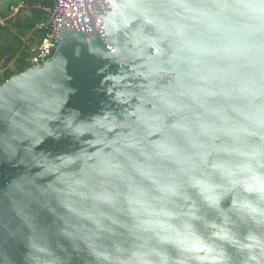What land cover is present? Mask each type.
Returning a JSON list of instances; mask_svg holds the SVG:
<instances>
[{"label":"clouds","instance_id":"obj_1","mask_svg":"<svg viewBox=\"0 0 264 264\" xmlns=\"http://www.w3.org/2000/svg\"><path fill=\"white\" fill-rule=\"evenodd\" d=\"M120 7L111 31L127 30L131 47L114 46L111 58L139 61L133 75L144 81L139 96L152 105L159 139L124 138L90 158L68 194L79 199L60 202L92 226L60 234L85 264H237L230 249L245 254L239 264H264V0ZM88 54L110 58L100 44ZM107 79L120 86L126 77ZM133 95L121 87L111 99ZM110 116L66 127L76 136L112 131L120 125ZM38 231L28 212L0 215V237L34 250Z\"/></svg>","mask_w":264,"mask_h":264},{"label":"water","instance_id":"obj_2","mask_svg":"<svg viewBox=\"0 0 264 264\" xmlns=\"http://www.w3.org/2000/svg\"><path fill=\"white\" fill-rule=\"evenodd\" d=\"M126 2L109 0L88 17L73 20L60 31L59 43L49 58L0 84V215L28 212L39 228L34 250L23 239L0 237V264H52L69 257L70 264H85L60 234L66 226H92L86 217L70 212L60 202L66 199L71 204L79 199L68 195L73 178L124 138L159 139L153 131L157 122L152 105L139 96L144 81L133 75L139 61L111 58L114 46L131 47L127 30L111 31L120 6ZM94 44L102 45L110 58L101 61L89 55L88 47ZM78 49L80 55L76 56ZM99 69H103V79ZM121 75L126 80L120 86L107 79ZM121 87L137 95L125 103L115 102L111 97ZM105 113H111L109 119L115 117L120 127L112 131L97 127L83 136L70 134L66 127L69 119L74 125L103 121ZM129 154L134 153L129 150ZM69 156L79 160L71 163ZM88 203L83 201L85 208ZM229 251L237 264L244 259V253Z\"/></svg>","mask_w":264,"mask_h":264},{"label":"trees","instance_id":"obj_3","mask_svg":"<svg viewBox=\"0 0 264 264\" xmlns=\"http://www.w3.org/2000/svg\"><path fill=\"white\" fill-rule=\"evenodd\" d=\"M0 10V84L31 68L32 49L48 34L40 28L47 19L50 0H7ZM11 7L17 8L13 12Z\"/></svg>","mask_w":264,"mask_h":264},{"label":"built area","instance_id":"obj_4","mask_svg":"<svg viewBox=\"0 0 264 264\" xmlns=\"http://www.w3.org/2000/svg\"><path fill=\"white\" fill-rule=\"evenodd\" d=\"M52 5L46 9L47 19L40 28L49 29L46 37L32 49L31 67L42 64L51 56L60 40V31L73 20L88 17L101 9L109 0H50ZM15 11L14 7H11Z\"/></svg>","mask_w":264,"mask_h":264},{"label":"rangeland","instance_id":"obj_5","mask_svg":"<svg viewBox=\"0 0 264 264\" xmlns=\"http://www.w3.org/2000/svg\"><path fill=\"white\" fill-rule=\"evenodd\" d=\"M7 4H8V3H7V1L5 0V1H4V5L7 6ZM4 5H2V8L0 7V10L3 9V8L5 7ZM13 12L16 13V12H17V8H15V11H13Z\"/></svg>","mask_w":264,"mask_h":264},{"label":"crops","instance_id":"obj_6","mask_svg":"<svg viewBox=\"0 0 264 264\" xmlns=\"http://www.w3.org/2000/svg\"><path fill=\"white\" fill-rule=\"evenodd\" d=\"M4 1L5 0H0V7L2 8V5H4ZM7 1V0H6ZM5 6V5H4ZM2 22L1 18H0V23Z\"/></svg>","mask_w":264,"mask_h":264}]
</instances>
